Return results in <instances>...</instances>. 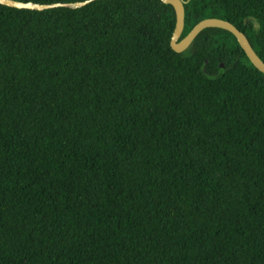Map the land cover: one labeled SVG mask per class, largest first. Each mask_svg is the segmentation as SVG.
Masks as SVG:
<instances>
[{
	"label": "trees",
	"instance_id": "trees-1",
	"mask_svg": "<svg viewBox=\"0 0 264 264\" xmlns=\"http://www.w3.org/2000/svg\"><path fill=\"white\" fill-rule=\"evenodd\" d=\"M183 6L179 38L219 17L264 61V0ZM174 25L162 0L0 3V264H264V73Z\"/></svg>",
	"mask_w": 264,
	"mask_h": 264
},
{
	"label": "water",
	"instance_id": "water-1",
	"mask_svg": "<svg viewBox=\"0 0 264 264\" xmlns=\"http://www.w3.org/2000/svg\"><path fill=\"white\" fill-rule=\"evenodd\" d=\"M90 1L91 0H81V1H73V2L38 3L33 1H21V0H0V3L17 8L45 9L54 6H68L71 8H77L87 4ZM162 1L171 4L175 11V25L170 37V46L174 51L181 52L184 49H186L190 45L194 37L203 28L219 27L230 31L235 36L238 44L244 50L249 61L253 64V66L256 69L264 73V61L255 52L244 32L238 29L233 23L219 17H206L195 23L192 26V28L182 38H179L184 26L183 0H162Z\"/></svg>",
	"mask_w": 264,
	"mask_h": 264
}]
</instances>
